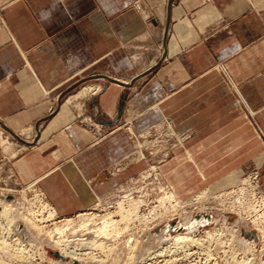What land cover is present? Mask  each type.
<instances>
[{
    "label": "crops",
    "instance_id": "1",
    "mask_svg": "<svg viewBox=\"0 0 264 264\" xmlns=\"http://www.w3.org/2000/svg\"><path fill=\"white\" fill-rule=\"evenodd\" d=\"M68 91L102 135L167 110L179 132L193 131L183 145L193 160L177 163L193 180L200 172L199 187L258 169L264 193V0H0V159L14 150L3 140L37 141L7 164L22 182L86 148V166L99 167L123 143L108 142L116 130L92 150L96 132L60 100ZM60 179L46 193L66 213L80 204Z\"/></svg>",
    "mask_w": 264,
    "mask_h": 264
},
{
    "label": "rangeland",
    "instance_id": "2",
    "mask_svg": "<svg viewBox=\"0 0 264 264\" xmlns=\"http://www.w3.org/2000/svg\"><path fill=\"white\" fill-rule=\"evenodd\" d=\"M76 94L65 92L60 100L64 105L68 102L76 106L75 118L76 122H81L80 127L96 132L97 141L93 145L116 130L108 142L112 140V144L115 136H119L124 144L112 145V149L105 150L107 162L99 167L97 164L86 166V156L81 157L86 148L78 154L80 161L68 158L41 178L22 182L7 164L22 151L36 145L37 141L33 135H18L10 137L9 141L3 140V148L13 144L14 150L8 160L0 159V194L6 196L5 203L23 202L17 215L27 214L31 218L43 242L31 246L30 241L17 233L28 228L25 220H19L20 230L8 233L6 220L0 216V264H74L69 258L59 259L56 255L59 248L51 242L47 243V240L55 227L67 221L76 223L82 216L93 218L95 223L106 217L118 223L120 234L114 240L108 238L109 246L106 249L87 250L104 264H264V238L261 239L258 229L264 228V193L260 189L262 180L258 169L244 171L234 185L201 188L198 181L202 178H197L202 177L200 172L195 173L196 179L193 180L188 177V172L183 171L181 163H177L182 154L186 160H193L188 156L187 149L183 148L193 131L179 132L181 129L176 127L167 110L155 106L145 110L139 119H126L123 123L118 120L109 126L108 134L102 135L94 131L92 124L83 123V109L77 101L82 98L81 93L80 97L70 101V97ZM96 119L101 120L99 117ZM96 147L98 145L91 149L95 150ZM93 157H90L91 161ZM192 164L197 169V162ZM173 165L176 169L174 173L169 171ZM59 178L80 204L66 213H59L46 193L47 183ZM166 193L174 194L182 206L177 208L173 204L171 209L169 202H163ZM126 196L131 198L130 201L124 199ZM131 206L134 211H131ZM52 212L53 216L48 217ZM185 215L188 216V224L183 225ZM260 223L261 226H258ZM168 224H178L175 227L182 230L188 225L192 229L198 226L199 230L191 233L194 243L170 248L142 260L146 248L153 245L160 235L166 241L177 233L165 235L166 228H173ZM73 227L66 230L65 237L73 240L88 237L85 231H77L78 228ZM204 231L215 235L211 239L206 237ZM32 232L35 233L33 229ZM233 234L246 245L239 246L231 238ZM129 239L132 241L126 245ZM74 241L76 243V239ZM133 245L140 247V250H129ZM249 246L252 248L247 251Z\"/></svg>",
    "mask_w": 264,
    "mask_h": 264
},
{
    "label": "bare ground",
    "instance_id": "3",
    "mask_svg": "<svg viewBox=\"0 0 264 264\" xmlns=\"http://www.w3.org/2000/svg\"><path fill=\"white\" fill-rule=\"evenodd\" d=\"M141 128L142 127H140V129ZM202 195H204V193H202ZM128 196H126L124 199L130 201L131 198H128ZM4 201H6V196L0 194V216L4 220H6V230L8 231V233H11V232L16 233L17 230H20L19 220H21V221L25 220L26 221L25 225L28 228L26 229V227H25V229L20 230V232H17V233L19 235H21V237H23L24 239L30 241L31 246H34V245L36 246V244H42L43 240L40 238V234H39L40 231H38V232L36 231V229H35L36 227L34 225V222L31 220V218H29L27 214H25V215L21 214L20 216L17 215L18 211L23 206V202L22 201L21 202L16 201L14 204H12V203H5ZM163 202H169L168 204L170 206H172L171 209H173V204L177 208H180L182 206L180 204L181 202L179 203V201H177L176 196L174 194H171V193L170 194L166 193V195L164 196ZM132 208L133 207L131 206V211L132 210L134 211V209H132ZM52 216H53V212L50 213V215L48 217H52ZM183 220H184L183 225H185V223L188 224L187 223L188 222V216L187 215L184 216ZM117 225H118V223L114 222L113 220H111L107 217L101 218V219H99L98 223H95L93 218H88V217L82 216L79 218L78 222H76V223H73L72 221H67L62 226L55 227L52 235H51V233H49V240H47V243L51 242L55 247L59 248V253L56 255L61 260L69 258L71 261L74 262V264H104L103 261L95 258L93 256L92 252H87V250L88 249L89 250L106 249L109 246V244L107 242L108 238H113L112 240H114L120 234ZM170 225L171 224H168V226H170ZM176 225H178V224H176ZM73 226H76V228H78L77 231H79V230L85 231V234L88 237L84 238L85 237L84 236L83 237L84 239L74 238V240L76 239V243L73 239H71L69 237H65L64 233L66 232V230H68V229L70 230L71 228H74ZM171 226L173 228L170 230H169V228H166L165 235L168 234L169 236H171V234L173 232H177V233H175L176 235L174 234V236L168 238L166 241H165L164 236L160 235L156 239L157 241L155 243H153V245H149V247L146 248V250H145L146 253L144 252L145 255L143 258H141L142 260L151 258L154 255L156 256V254L166 252L167 250H170V248H176V247L183 245V244L186 245L189 243H194V239L191 237V233H193L194 231L196 232L197 229L199 230L198 226H195V228L192 229V227H190L188 225L186 227V229H183V230L178 229L174 225H171ZM258 226H261V223L258 224ZM190 228L192 230H188L185 233L181 232V231H185V230L190 229ZM32 229H33V231H35V233L32 232ZM258 229L260 230V233H261V239L264 238V228L258 227ZM179 231L181 233H178ZM72 232L75 233L74 230ZM204 234L206 235V237H209L211 239L215 235L214 233H210V231H204ZM55 235H57V237H55ZM81 236H82V234H81ZM230 236H232L231 238H233V240L239 246L243 247L244 245H246L242 240L235 237V234L230 235ZM88 238H90V239L88 240ZM130 241H132V239H129V241L126 242V245H127V243H130ZM160 243H162L163 245L161 244L162 246L157 248L158 245H160ZM139 248L140 247H138V246L135 247L133 245V246L129 247V250H134L135 252H138L140 250ZM250 248H252V247L249 246L247 251L250 250Z\"/></svg>",
    "mask_w": 264,
    "mask_h": 264
}]
</instances>
